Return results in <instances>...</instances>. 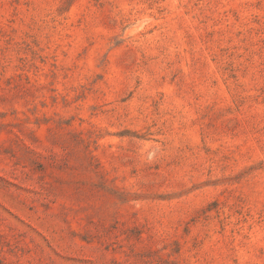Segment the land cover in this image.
I'll list each match as a JSON object with an SVG mask.
<instances>
[{
  "label": "rangeland",
  "instance_id": "obj_1",
  "mask_svg": "<svg viewBox=\"0 0 264 264\" xmlns=\"http://www.w3.org/2000/svg\"><path fill=\"white\" fill-rule=\"evenodd\" d=\"M0 264H264V0H0Z\"/></svg>",
  "mask_w": 264,
  "mask_h": 264
}]
</instances>
